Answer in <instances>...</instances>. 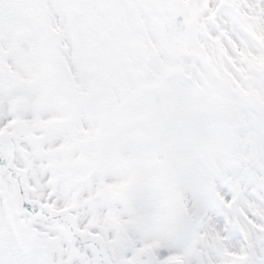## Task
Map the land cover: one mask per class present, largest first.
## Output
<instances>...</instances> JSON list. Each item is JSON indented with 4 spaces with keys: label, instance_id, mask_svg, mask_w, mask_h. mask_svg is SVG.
I'll return each instance as SVG.
<instances>
[{
    "label": "snow or ice",
    "instance_id": "snow-or-ice-1",
    "mask_svg": "<svg viewBox=\"0 0 264 264\" xmlns=\"http://www.w3.org/2000/svg\"><path fill=\"white\" fill-rule=\"evenodd\" d=\"M0 264H264V0H0Z\"/></svg>",
    "mask_w": 264,
    "mask_h": 264
}]
</instances>
